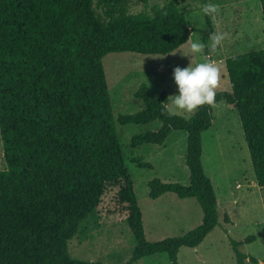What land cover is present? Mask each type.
<instances>
[{
    "label": "trees",
    "instance_id": "trees-1",
    "mask_svg": "<svg viewBox=\"0 0 264 264\" xmlns=\"http://www.w3.org/2000/svg\"><path fill=\"white\" fill-rule=\"evenodd\" d=\"M131 1L0 0V138L7 165L0 170V264H96L72 258L68 243L108 185L119 186L118 202L126 206L135 241L124 264L161 253L169 264H180V248L197 247L219 223L215 191L202 165L201 135L211 127L213 106L220 101L236 109L254 177L264 186V50L227 58L230 90L216 92L214 104L199 107L189 118L171 113L167 93L153 97L144 83L134 94L144 108L115 115L103 57L126 51L169 54L193 32L180 0L138 13L129 12ZM260 3L264 21V0ZM205 22L206 41L213 25L209 16ZM155 120L161 126L133 135L131 147L162 145L172 130L184 131L189 184L155 178L148 182L149 197L194 198L202 222L184 235L151 242L145 239L116 125ZM223 220L232 224L228 214ZM254 239L230 240L236 264L258 262L240 250Z\"/></svg>",
    "mask_w": 264,
    "mask_h": 264
},
{
    "label": "rangeland",
    "instance_id": "rangeland-1",
    "mask_svg": "<svg viewBox=\"0 0 264 264\" xmlns=\"http://www.w3.org/2000/svg\"><path fill=\"white\" fill-rule=\"evenodd\" d=\"M167 0H148L147 4L131 1L130 13L149 12L154 5L162 6ZM217 5L211 16L213 32L223 33L225 40L217 50L206 47L200 55L189 52L188 41H205L202 31L207 30L203 4L180 0L186 9L189 40L173 52L165 55H147L136 52H110L103 59L107 86L115 115L131 114L144 108L143 101L134 94L140 84L147 86L149 94L159 97L167 93L168 110L185 118L193 112L172 111V95L178 94L173 78L175 67L182 69L190 63L210 61L220 73L215 92L229 91L226 59L249 51L264 50V21L260 0H208ZM100 12V9H96ZM189 55V56H185ZM159 120L148 124L117 123L116 130L125 167L133 181L134 192L140 207L144 234L147 241H159L181 236L199 226L202 211L194 198L181 199L166 193L157 199L149 197L148 182L157 178L167 183L189 184V170L185 163L186 133L172 130L162 145L142 144L131 147L135 134L156 131ZM202 165L210 178L217 198L219 223L197 247H181L180 264H236L230 240L242 241L250 235L255 239L244 243L240 250L257 259L247 264H264V186L254 177L243 129L236 109L224 101L213 106L212 125L201 135ZM139 159L151 167H139L133 162ZM0 138V170L6 168ZM118 185H108L95 212L81 223L77 235L68 243L72 258L96 264H124L131 256L135 241L126 221L125 204L118 202ZM228 214L232 224L223 220ZM135 264H169L166 254L143 257Z\"/></svg>",
    "mask_w": 264,
    "mask_h": 264
},
{
    "label": "clouds",
    "instance_id": "clouds-1",
    "mask_svg": "<svg viewBox=\"0 0 264 264\" xmlns=\"http://www.w3.org/2000/svg\"><path fill=\"white\" fill-rule=\"evenodd\" d=\"M217 5L208 3L203 6L201 13L204 16H213L217 12ZM225 40L223 33L217 32L211 35L210 45H205L199 39L188 41L189 52L192 55H200L206 47L217 50ZM189 56V55H185ZM190 57V56H189ZM174 82L178 89V94L172 95L171 110L193 112L203 105L215 103V89L220 79L218 67L210 62H199L194 66L190 63L187 67H175L173 70Z\"/></svg>",
    "mask_w": 264,
    "mask_h": 264
}]
</instances>
